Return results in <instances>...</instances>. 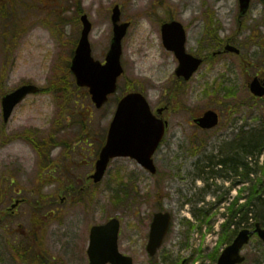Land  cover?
Instances as JSON below:
<instances>
[{
  "label": "rangeland",
  "instance_id": "rangeland-1",
  "mask_svg": "<svg viewBox=\"0 0 264 264\" xmlns=\"http://www.w3.org/2000/svg\"><path fill=\"white\" fill-rule=\"evenodd\" d=\"M21 1L20 20L25 28L20 48L9 59L6 52L2 57L0 49V212L9 208L14 198H27L45 205L48 193L58 200V191L69 184L76 183L81 188L83 180L77 177H84L92 170L93 157L87 150L92 149L96 157L99 150L96 146L113 119L116 98L122 97L131 82L142 89L152 108L170 101V92L176 89L178 61L163 46L159 29L162 21L159 24L158 19L175 18L187 27V50L193 55L208 56L226 38L236 36L234 43L248 51L245 56L253 65L240 67L238 59L232 56L218 58L205 64L189 83L181 85L183 94L171 102L170 129L154 157L158 176H151L131 159H116L92 198L89 194L93 190L83 191L86 194L80 202L75 201L73 193L71 199L66 196L56 217L47 221L45 239L39 238L33 246V249L43 248L45 264H88L90 227L111 218L121 221L120 247L124 254L135 259V264H214L216 259L212 258L221 251L215 255L211 251L218 241L215 230H220L218 224L224 220L227 223L231 220L227 207L244 192L240 190L244 186H235L239 178L233 168L241 163L253 171L242 199H247L253 186L262 188V195L260 200L254 199L245 222L234 221L226 236L228 242L233 232L264 223L263 158L255 152V156L242 157L237 164L219 165L220 161L233 160L235 152L229 151L245 144L250 135H264V102L253 99L248 89L250 76L256 70H264V1L253 4L249 18L238 32V0H82V8L94 24L90 38L96 60L103 61L108 52L107 42L113 33L110 17L115 5L122 7V21L132 23L123 42L125 78L120 79L119 92L102 110H96L86 93L72 86L69 77L67 46L76 37L77 21L72 22L75 16L66 13L65 17H72L73 24L60 25L67 39L59 38L56 21L43 26L36 22L33 8L38 0ZM208 14L212 15L213 22L206 32ZM26 82L43 87L44 93L30 96L15 110L9 123L4 124L2 96ZM51 84L69 90L67 97L61 92H49L47 87ZM206 110L219 112L221 124L209 135L198 134L190 121ZM195 134L204 143L194 139ZM16 137H26L29 142ZM62 141L72 149L71 153L65 151L66 161L60 159L61 149L56 148L52 154L58 157L57 161L46 168L41 166L45 159L38 153ZM239 154L237 151L236 155L241 158ZM117 173L133 175L135 199L129 196L127 200L121 192L118 201L112 198L120 190L131 189L130 185L118 182L121 177H124L122 182L126 179ZM53 177L58 179L52 181ZM46 182L52 186L46 187ZM228 192L229 196L225 197ZM238 204L242 207L246 203L239 200ZM76 205L80 206L78 211L74 208ZM164 210L173 216L172 229L158 258L151 261L146 245L152 217ZM30 211L24 205L16 216L0 221V264H17L12 260L19 258L17 252L23 233H29L30 229L33 236L38 233L37 213L33 215ZM2 216L0 213V219ZM62 216L63 222L59 220ZM205 220L207 223H203ZM212 229L214 232H209ZM242 254L247 257L245 264H264V243L253 237ZM8 255L10 260L6 259ZM26 264H33V258Z\"/></svg>",
  "mask_w": 264,
  "mask_h": 264
},
{
  "label": "water",
  "instance_id": "water-1",
  "mask_svg": "<svg viewBox=\"0 0 264 264\" xmlns=\"http://www.w3.org/2000/svg\"><path fill=\"white\" fill-rule=\"evenodd\" d=\"M251 1L240 0L241 16L246 13ZM120 17V9L116 7L112 17L115 24V37L106 65L94 61L92 57L89 43L91 25L87 17H83L85 28L72 64V71L75 73L80 87L90 88L92 99L98 108H101L108 101L109 95L116 92L117 80L124 72L121 65L122 40L129 25L119 26ZM162 32L165 46L174 51L181 62L177 75L179 77L184 76L187 80L190 79L200 67L202 60L186 54L184 47L186 38L182 25L177 22L166 24L163 26ZM250 88L256 96H264V88L260 86L258 80H255ZM39 91L38 87L25 86L6 96L3 100L5 121H8L14 107L27 95ZM197 122L202 128L210 129L218 124V116L214 112H209ZM165 131L164 121L157 120L152 115L150 106L143 95L132 93L126 96L118 106L106 146L102 149L96 163V173L93 176L95 182L102 180L110 161L116 157L136 159L143 167L155 174L156 167L152 157L164 138ZM170 222L171 216L169 214L155 215L148 247L152 255L161 247L168 233ZM118 232L119 222L116 220L111 221L106 226L92 230V244L89 252L91 264H132L131 259L123 257L118 252ZM255 233L264 241V229L260 227V224L256 225L255 231L243 230L233 244L226 248L217 264L244 263L246 258L241 256V251Z\"/></svg>",
  "mask_w": 264,
  "mask_h": 264
},
{
  "label": "trees",
  "instance_id": "trees-1",
  "mask_svg": "<svg viewBox=\"0 0 264 264\" xmlns=\"http://www.w3.org/2000/svg\"><path fill=\"white\" fill-rule=\"evenodd\" d=\"M72 86H74L73 83H72ZM134 89H135V85H134V83L131 82L128 85L126 90L133 91ZM47 90L49 92H54V93H60L61 92L66 97H67L66 93L69 91L67 89L61 90L60 86L58 84H51V86L49 88H47ZM233 151L235 152V156H234L235 158L233 160H230L233 162V163L229 162L230 165L237 164L240 161H242L243 158H246L248 156H254L255 152L261 155L264 152V135L258 134V133L250 135V137L248 139H246L245 144H242L238 149L237 148L231 149L229 152H233ZM237 151L238 152L240 151L239 155H241V158H239L236 155ZM225 162L223 161V163H225ZM250 173H251V170L249 171V174ZM249 191L250 192H249L248 213L250 214L251 208L253 207L254 199L255 198L259 199V200L261 199V189L259 187L256 188V186H253Z\"/></svg>",
  "mask_w": 264,
  "mask_h": 264
},
{
  "label": "flooded vegetation",
  "instance_id": "flooded-vegetation-1",
  "mask_svg": "<svg viewBox=\"0 0 264 264\" xmlns=\"http://www.w3.org/2000/svg\"><path fill=\"white\" fill-rule=\"evenodd\" d=\"M47 1L49 0H41V2L44 4V6H50V4H47ZM10 1L9 0H0V16L7 17L9 14L13 15V9L10 8ZM243 55L240 54L239 59H242ZM260 80H264V76L260 77Z\"/></svg>",
  "mask_w": 264,
  "mask_h": 264
}]
</instances>
